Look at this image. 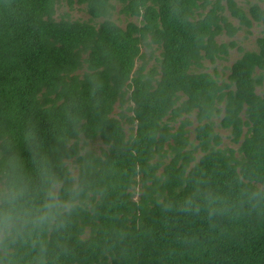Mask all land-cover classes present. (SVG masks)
<instances>
[{"label": "trees", "instance_id": "obj_1", "mask_svg": "<svg viewBox=\"0 0 264 264\" xmlns=\"http://www.w3.org/2000/svg\"><path fill=\"white\" fill-rule=\"evenodd\" d=\"M62 3L0 0V162L47 160L83 186L44 264H264V7L66 0L82 21ZM118 6L138 22L112 20ZM255 23V50L219 43ZM233 48L227 81L204 71Z\"/></svg>", "mask_w": 264, "mask_h": 264}, {"label": "clouds", "instance_id": "obj_2", "mask_svg": "<svg viewBox=\"0 0 264 264\" xmlns=\"http://www.w3.org/2000/svg\"><path fill=\"white\" fill-rule=\"evenodd\" d=\"M82 192L70 170L61 175L47 160L32 174L15 156L0 162V264H18L19 248L37 251L36 264H44V237L66 227Z\"/></svg>", "mask_w": 264, "mask_h": 264}, {"label": "rangeland", "instance_id": "obj_3", "mask_svg": "<svg viewBox=\"0 0 264 264\" xmlns=\"http://www.w3.org/2000/svg\"><path fill=\"white\" fill-rule=\"evenodd\" d=\"M239 4L243 6L244 8H247L250 3L258 2L264 7V0H238ZM120 10V6H118L117 12L113 15L112 20L116 21L120 26L126 27L127 23L130 21L138 22L136 18H126L125 16L118 13ZM69 12L72 15L73 19L76 20H82V21H89L90 15L88 14L86 7L75 4L74 8L71 9L67 4L66 0H63V3L60 5L58 9V17L65 13ZM227 15L230 17V13H227ZM231 21L238 26V21L232 17ZM103 20H99L101 22ZM98 22V23H99ZM262 27L258 24H254L253 28L251 29V33L246 32L245 30L240 31L234 38L229 37L227 34H224L221 36L218 41L219 43H229L230 41H235L238 43V45L244 50H255L257 48V39L262 36ZM242 50L239 48H233L230 49L229 56L225 59L217 60L216 63H212L211 61L205 62V69L204 71H207L209 73H212L213 75L217 76L220 80L227 81L228 76L230 74V69L233 65V63L242 55ZM82 73V72H80ZM120 108L116 107L115 109V116L118 117ZM192 120L194 122V125L192 126V134L191 138L192 141L195 142V135H194V129L197 126V122L194 117H192ZM126 129H128V125H126ZM217 131L223 136L224 139V145L238 149V145H235L232 143V140L230 138V132L222 129L221 127H217ZM91 147L95 149L96 151L100 152V149L103 147V144L101 142H95L91 144ZM68 165L71 168V171L74 175H77L78 170L74 166L72 161L67 162Z\"/></svg>", "mask_w": 264, "mask_h": 264}]
</instances>
